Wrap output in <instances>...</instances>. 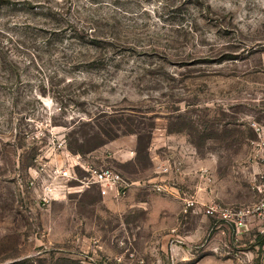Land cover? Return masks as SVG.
Listing matches in <instances>:
<instances>
[{
  "label": "rangeland",
  "instance_id": "1",
  "mask_svg": "<svg viewBox=\"0 0 264 264\" xmlns=\"http://www.w3.org/2000/svg\"><path fill=\"white\" fill-rule=\"evenodd\" d=\"M260 153L264 0H0V264H262Z\"/></svg>",
  "mask_w": 264,
  "mask_h": 264
},
{
  "label": "built area",
  "instance_id": "2",
  "mask_svg": "<svg viewBox=\"0 0 264 264\" xmlns=\"http://www.w3.org/2000/svg\"><path fill=\"white\" fill-rule=\"evenodd\" d=\"M255 158L257 159V156ZM258 159L264 165V153H260ZM78 165L84 169L82 174H78L76 170L75 166ZM158 167L161 171L170 170V167L167 165L160 164ZM180 169V165L175 164V171H179ZM69 179H74L75 181L70 186L69 191L80 192L88 188L96 187L102 196L113 199L123 198L131 186L139 182L138 180H130L111 166L84 161L79 153L75 155V163L72 166ZM150 184L158 192L169 190L168 185L163 182L155 181ZM252 188L257 194V198L253 202L244 206L220 207V213L223 218H231L235 222V229L238 236L246 229L245 226L248 224L247 219H249L258 224L254 235L256 237H264V169L258 170L255 173ZM187 201L194 202L193 199H187ZM214 210H216L215 207L210 208V211ZM251 254L252 258L260 257L262 264H264V240L260 243H255Z\"/></svg>",
  "mask_w": 264,
  "mask_h": 264
},
{
  "label": "trees",
  "instance_id": "3",
  "mask_svg": "<svg viewBox=\"0 0 264 264\" xmlns=\"http://www.w3.org/2000/svg\"><path fill=\"white\" fill-rule=\"evenodd\" d=\"M264 240V237L261 238V242Z\"/></svg>",
  "mask_w": 264,
  "mask_h": 264
},
{
  "label": "crops",
  "instance_id": "4",
  "mask_svg": "<svg viewBox=\"0 0 264 264\" xmlns=\"http://www.w3.org/2000/svg\"><path fill=\"white\" fill-rule=\"evenodd\" d=\"M130 158H131V155H130Z\"/></svg>",
  "mask_w": 264,
  "mask_h": 264
}]
</instances>
